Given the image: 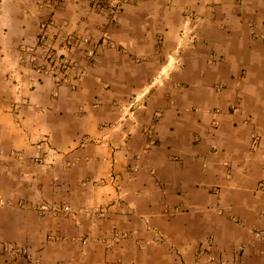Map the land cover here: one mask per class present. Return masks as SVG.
<instances>
[{
	"label": "crops",
	"instance_id": "crops-1",
	"mask_svg": "<svg viewBox=\"0 0 264 264\" xmlns=\"http://www.w3.org/2000/svg\"><path fill=\"white\" fill-rule=\"evenodd\" d=\"M121 4L0 0V264H264V0Z\"/></svg>",
	"mask_w": 264,
	"mask_h": 264
},
{
	"label": "built area",
	"instance_id": "built-area-1",
	"mask_svg": "<svg viewBox=\"0 0 264 264\" xmlns=\"http://www.w3.org/2000/svg\"><path fill=\"white\" fill-rule=\"evenodd\" d=\"M65 0H55V3L59 4V3H63ZM90 1V3L93 5L94 8L99 9V10H106L108 11L111 15H116V13L121 9L122 6V2H128V0H88ZM42 29H46V24L42 25ZM182 37H185L189 34V32H183L182 33ZM43 42H42V47L47 49V53H48V58L55 63L53 65V68L56 66V63H59V61H61L63 56H60L59 53L54 51H51L50 49L47 48V46H45V44H43L45 42V38L43 36ZM85 43H88V40L83 41ZM195 43V39H194V35L191 36V41H190V46H193ZM192 44V45H191ZM96 56V53L94 51H90L89 52V58L93 59ZM65 63V67L69 68L72 67V63L70 61H68L67 59H65L64 61ZM43 71L45 73L50 74V71L48 69H43ZM138 103V99H134L131 104L132 107H134L136 104ZM64 212L65 214H67L68 212H70V207H62L61 209H59L58 211ZM54 213H57L56 211ZM255 237L264 242V229H260V230H256L254 232ZM0 247H2V249L4 250V252L6 253V255L10 258V260L12 262H16L24 257L28 256V250L25 249L24 247L18 246V245H13V244H2L0 243ZM208 249L207 248H202L200 251V256H206L208 253ZM209 263L211 264H227L226 262L222 261L221 259H218L214 256H210L209 257ZM196 264H200V263H196Z\"/></svg>",
	"mask_w": 264,
	"mask_h": 264
},
{
	"label": "rangeland",
	"instance_id": "rangeland-1",
	"mask_svg": "<svg viewBox=\"0 0 264 264\" xmlns=\"http://www.w3.org/2000/svg\"><path fill=\"white\" fill-rule=\"evenodd\" d=\"M92 5V4H91ZM92 7H93V5H92ZM194 44H196V43H194ZM188 45V44H187ZM192 45V44H191ZM194 46V45H193ZM19 246V245H18ZM21 247H23V246H21ZM25 249H27L26 247H24ZM28 250V249H27ZM9 258V257H8ZM10 259V258H9Z\"/></svg>",
	"mask_w": 264,
	"mask_h": 264
}]
</instances>
